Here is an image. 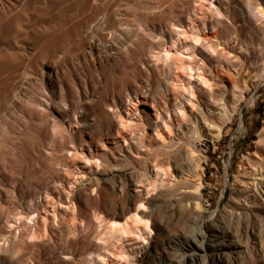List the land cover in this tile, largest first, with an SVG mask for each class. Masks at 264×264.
<instances>
[{
  "label": "bare ground",
  "instance_id": "obj_1",
  "mask_svg": "<svg viewBox=\"0 0 264 264\" xmlns=\"http://www.w3.org/2000/svg\"><path fill=\"white\" fill-rule=\"evenodd\" d=\"M93 1L101 3V6L105 0H0L1 264H44V259H38L29 251L33 253L34 249L50 244L54 247L50 262L63 260L67 264H123V261L124 264H264V129L259 134L258 143L262 144L259 147L263 149L258 156L260 161L248 160L252 162L251 170L244 168L241 177H245L236 178L238 181L231 189L228 204L213 215L204 200V163L201 157L195 156L196 153L201 155L198 143L206 137L203 130L205 124H208V129L212 127L214 130L212 136L215 142L220 141L244 97L241 90H250L252 84L250 86L249 80L243 79L244 83L240 84H244L243 89L241 87L238 92L240 95L232 94L233 101L227 98L224 104L222 101L218 104L215 99H219L216 97L218 93L214 92V97L210 90L212 98L205 100L209 101L205 102L206 105L202 101L208 109V113L206 110L202 112L203 120L196 119L193 113L198 109L193 102L197 100L198 92H208L206 88L215 86L213 83L218 77L215 78L213 68L217 60L220 62L216 65L221 71L231 66L241 70L252 68L249 76L255 74L254 78L258 80L264 77L261 42L257 45L259 49H255L256 45L246 47L244 35L240 34L247 20L248 24L260 17L259 20H264V0L256 1L255 5H251L252 0H248L250 4L244 3V0H233L236 5L231 4L234 7L232 10L229 2L225 4L226 0H188V3L186 0L188 9L182 16L174 12L178 3L182 6L183 0H173V6L177 7H173L171 12L177 18H170L171 14L167 19L166 15L165 24H159L165 15L161 20L159 14L160 22L153 19L158 16L156 9L159 10L161 5L165 8L164 4L171 1L161 0L163 3L159 1V7L153 3L155 12L148 13L153 17L150 19L157 22L150 25L146 16L148 20H142L147 26L140 19L139 26L144 25L140 28L137 27L138 20L132 21L138 17L141 6L136 4L138 0H111L109 10L92 6ZM120 3L122 8L118 9L116 6ZM145 3L147 1L143 5ZM79 4L84 5L86 10L78 11L81 14L85 12L80 21H75L77 17L73 12V17H67L71 11L64 15L67 20L62 21V16L53 19L55 21L48 18L56 9L64 13L68 7ZM152 6L147 11L153 9ZM166 6L169 8L168 4ZM106 7L108 5L103 9ZM77 8H72V11L77 12ZM165 10L159 12L167 14L169 9ZM231 11L237 12V17L242 15L243 20L240 18L239 22L235 18L238 23L233 22V25L230 21V29L234 30H230V36H227L228 23L225 22L231 19ZM178 13H182L181 8ZM224 17L227 18L225 21ZM117 26L123 28L119 35V32H114ZM222 27L227 39L222 35ZM140 34L149 39V44H145L149 48L145 49H150L151 53L145 52L144 40L139 42L143 39ZM138 37L141 39L138 40ZM136 41L143 47H139L138 43L134 46ZM235 61L238 63L235 64ZM260 63H263L262 67ZM119 66L138 72V81L134 86L116 75L115 70ZM108 68L113 69H110L111 74ZM107 69L111 78L113 76L111 81L105 76ZM125 69L122 71L125 72ZM147 76L151 83L146 80ZM121 90L127 95L125 101L120 98ZM221 104L223 106L217 116V107ZM142 105H147V108H142ZM188 106H191L188 109L190 113H187ZM175 117L178 119L177 126L171 123ZM39 127L42 128L39 130ZM175 127L182 131V136L177 135ZM149 129L162 139L163 132H168L171 137L169 145H160L164 150L152 151ZM174 133L177 140L172 138ZM116 134L125 146L117 142L118 154L111 150V157H106L107 160L99 158L100 154L108 156L106 139L114 138ZM31 135H36L39 142H32L28 153L23 155L27 151L21 150V153L17 147V152L16 147L11 145L9 149V144L17 142L22 146ZM186 148L193 152L192 156ZM7 149L17 150L14 158L15 155L16 158L23 155V158L26 154V157L30 155L33 158V165L28 164L31 158L28 163V160L19 161L23 165L27 163L24 167L33 168V175L30 176L40 182L32 184L36 187L24 186V181L31 179L28 174L22 173V169L21 173H15L16 177L12 175L16 169L11 171L7 168L10 164H7L10 158ZM58 150L63 154L60 155L62 161H58V166H62L57 168L60 171L63 168L62 175L70 176L75 169L79 174L77 171L83 170L79 175L80 183H76L78 186L70 180L72 176L51 177V166L45 164L53 161L50 158ZM87 154L91 155L90 159ZM80 156H84V163H88L83 169L76 162ZM82 159H78L80 163ZM92 159L97 163L89 167ZM122 163L130 167L122 168ZM106 164L111 165V169ZM105 167L108 173H102ZM100 168L103 170L99 173ZM9 171L11 177L14 176V179L9 176L10 181ZM39 173L51 178L47 176L50 179L43 182ZM168 177L173 180L167 181ZM108 179L116 182L111 190L114 199H110L108 192H103L102 181ZM92 191L96 192L95 197ZM57 198H60L59 201H56ZM100 199L103 201L101 204ZM85 204L95 210L93 217L87 216V225H97L100 216L106 224H102L105 226L103 233L92 240L87 257L77 251L80 245L78 236L83 227L75 224L68 227L67 233L61 235L60 243L53 237V227L67 211L62 213L61 205L72 209ZM49 205L54 209L50 217ZM114 249L119 250L121 255L117 251L116 254ZM116 256L122 259L115 261Z\"/></svg>",
  "mask_w": 264,
  "mask_h": 264
},
{
  "label": "rangeland",
  "instance_id": "obj_2",
  "mask_svg": "<svg viewBox=\"0 0 264 264\" xmlns=\"http://www.w3.org/2000/svg\"><path fill=\"white\" fill-rule=\"evenodd\" d=\"M105 1H106V3H105ZM104 2H102V5L100 6V4L101 3H96L95 1H93V2H91L92 4V6H95V7H98V8H101L102 10H109V8H111V4H112V1L111 0H105ZM110 1V2H109ZM147 1V3H145V5H143V3L144 2H146ZM146 1H144L143 2V0H138V1H136V4L138 5V6H140V7H143L142 9L139 7V10H138V17H137V19L136 18H134V20H132L133 22L136 20H138L137 21V23H138V26L137 27H141V26H144L143 24L145 23V26H147L146 25V22L147 23H151L150 25H152L154 22H160V17H161V20H162V15H165L164 16V20H162V22H160L159 24H165V20H166V15H167V19H168V17H170L171 16V14L173 13V12H171V10H172V8L174 7L173 5L175 4V3H173L172 1L173 0H171L170 1V3H165L164 4V7L165 8H162L163 7V5H161L162 7H159V5L160 4H162L163 2L162 1H164V0H146ZM149 1V2H148ZM160 1V4L158 5V2ZM168 2L169 0H165L164 2ZM232 2H230V0H226V2H225V4H229L230 3V7H231V10H232V8H234V7H232V6H235L236 4L234 3V1L233 0H231ZM248 1V0H247ZM251 1V0H250ZM250 1H248V3L244 0V3H246V4H250L249 2ZM258 2V0H252L251 1V5H252V3H254V5L256 4L255 2ZM152 2V3H151ZM162 2V3H161ZM173 4H172V3ZM229 2V3H228ZM151 3V4H150ZM153 3H157L156 4V6L158 5V7L160 8H158L159 10H157L156 9V11H158V13H157V18H153V17H150L149 15H148V13H150V12H155V10H154V8L156 7L155 6V4H153ZM182 3V2H181ZM183 3H185V4H183ZM183 3H182V6H181V4L180 3H178L177 4V6L175 5V7H177L178 9H176L175 10V12H174V14L176 13V15L177 16H182V15H185V12H186V10L188 9V5H187V3H188V0H187V3H186V0L184 1L183 0ZM96 4V5H95ZM104 4V5H103ZM108 5V8L106 9V8H104L103 9V7H105L106 5ZM166 4H168V7L169 8H167V6H166ZM231 4H232V6H231ZM234 4V5H233ZM80 5V4H79ZM109 5H110V7H109ZM152 5H154V6H152ZM181 7H180V6ZM184 5V6H183ZM197 5H200V3L198 4L197 3ZM196 5V6H197ZM226 5V7H228ZM82 6H83V8H82ZM100 6V7H99ZM103 6V7H102ZM119 6H121V3L119 4V5H117L116 7L118 8V9H120V8H122V7H119ZM151 6L153 7V9H151L150 11H147L148 10V8L150 7L151 8ZM170 6H172L171 7V9H170ZM78 7V8H77ZM84 5H80V6H72L71 8L70 7H68L67 9V11H65L64 10V13H62L63 12V10H61V9H56V12L55 13H53V14H51V15H49L48 16V18H50L52 21H55V20H57V18H59L58 16H62L63 18H62V21H63V19L64 20H67L68 18H69V16H71L72 15V12H73V15L74 14H76V19H75V21H80V20H82V18L84 17L82 14H84V13H80V12H78L80 9H84ZM174 7V8H175ZM184 7V8H183ZM186 7V8H185ZM199 7V6H198ZM72 8H73V10H75L74 8H77L76 9V11L77 12H75L74 13V11H72ZM117 8H115V9H117ZM180 8H181V14L180 13H178V10L180 11ZM182 8L184 9V10H182ZM70 9V10H69ZM165 9H169V12L167 13V14H165V12H166V10ZM58 10V11H57ZM85 10V9H84ZM143 10V11H142ZM165 10V12L164 13H162V12H159V11H164ZM62 11V12H61ZM68 11H71V14H69L70 12H68ZM81 11V10H80ZM83 11V10H82ZM81 11V12H82ZM86 11V10H85ZM144 11L146 12V14L144 13ZM172 11H174V10H172ZM185 11V12H184ZM59 12V13H58ZM68 12V13H67ZM141 12H142V15H140L141 14ZM171 12V13H170ZM234 13V14H232V13ZM230 13H231V15H232V17H231V15H230V17H231V19L229 20L228 19V22L226 21L225 23H228V24H226V26H227V31L229 32H227V34H226V31H224L225 29L222 27L221 28V31H222V35L224 34H226L227 36H230V35H228V34H230L233 30L232 29H230L232 26H230V23H231V25H233L232 23L233 22H235V23H238V22H236V20L238 21L240 18H241V20H243V17H241L242 15H240L239 17H237L238 16V14L236 15V13L234 12V11H231ZM63 14V15H60V14ZM69 14V15H67V14ZM81 14L82 16H80V15H78L77 16V14ZM179 15H178V14ZM59 14V15H58ZM67 15V17L68 18H66L64 15ZM161 16H160V15ZM174 14H172V16L170 17V18H177V16L175 15V17H174ZM73 15L71 16V17H73ZM87 15V14H86ZM50 16H52V17H50ZM75 16V15H74ZM148 17V19H147V17ZM160 16V17H159ZM235 16V17H234ZM57 17V18H56ZM82 17V18H81ZM159 17V18H158ZM56 18V19H55ZM66 18V19H65ZM79 18V19H78ZM150 18H153V19H156L155 21L153 20V19H150ZM235 18H238V19H236V20H234ZM261 18V17H260ZM260 18H258L257 20H254L255 22L253 23V22H250L249 24L247 23V22H249L248 20H247V22L246 23H244L243 21H242V24L244 23L245 25L243 26V28H242V30L243 29H246V30H243L244 31V33H242L243 31L241 30L240 32V34H242V36L244 35V36H246V37H244L243 36V43H244V45L246 46H249V47H251V46H253V47H255V45H256V47H255V49L257 48V49H259V46H257L260 42H261V44H260V46L262 47V52L264 53V51H263V49H264V20H263V18L261 19V20H259ZM53 19H55V20H53ZM140 19H141V23L143 22V20L142 19H146V20H148V21H146V20H144V21H146V22H143V24L142 25H140L139 26V23H140ZM227 19V18H226ZM225 19V17H224V20L223 21H225L226 20ZM151 20V22H149ZM234 20V21H233ZM241 20H239V22H241ZM263 20V21H262ZM131 21V22H132ZM163 21H164V23H163ZM231 21V22H230ZM259 21V22H258ZM132 22V24H134ZM230 22V23H229ZM258 22V23H257ZM261 22V23H260ZM140 23V24H141ZM260 23V24H259ZM155 24H158V23H155ZM256 24H258V25H256ZM149 25V26H150ZM247 25V26H246ZM121 26H117V27H115V29H114V32H119V33H117L118 35L120 34V33H122L123 32V28L121 27ZM245 27V28H244ZM118 28V29H117ZM226 28V27H225ZM224 29V30H223ZM230 30H232V31H230ZM121 31V32H120ZM224 31V32H223ZM107 34H109V33H106V35ZM110 35V34H109ZM109 35H107V36H109ZM141 35V34H140ZM223 35V37H225L226 39H227V37H226V35L224 36ZM143 36V37H142ZM141 37L143 38V39H141ZM141 37H138V40H140L139 42L141 43V42H143V40L145 41L144 42V49H145V47H146V45L145 44H149L148 43V41H149V39L146 37V36H144V35H141ZM146 39H145V38ZM262 37V38H261ZM229 38V37H228ZM244 38H246V39H244ZM137 40V41H138ZM148 40V41H147ZM245 40H246V42H245ZM260 40H262V41H260ZM135 42V45L134 46H137L136 45V43H138L139 45V47H143L142 46V44H140L139 42ZM150 42V41H149ZM249 42V43H248ZM259 42V43H258ZM249 44V45H248ZM141 45V46H140ZM148 46V45H147ZM246 46V47H247ZM260 47V48H261ZM133 48H135V50H136V47H133ZM146 48H149V46L148 47H146ZM134 50V51H135ZM149 50V51H148ZM251 50H254V49H251ZM137 51V50H136ZM260 51V50H259ZM145 52H149V53H151L152 51L150 50V49H147V51H146V49H145ZM158 52V51H157ZM222 60V59H221ZM219 60H217L216 61V64L218 65L219 64ZM238 62L237 61H235V64H237ZM215 64V66H214V68H213V70H214V76H215V78H217L216 79V82H215V80H214V87L211 89H207L206 87H204V88H206L205 89V91L206 90H208V92L210 91V90H212L213 91V93H212V91H210L212 94V96H214V92H215V94L217 95V93H218V96H216V97H219V99H220V101H219V99L218 98H215V99H217L218 100V104H220V103H222V104H224V101H227V98H230V99H228V100H230V101H233L232 99V94H234V95H240L238 92L241 90V89H243V86H244V84H243V86H241L242 85V83H244L243 82V79L245 80V79H247V80H249L248 82L250 83V86H251V84H252V86H251V88H250V90H241V92L243 93H241V95H243L244 97L242 98V101H240V103L238 104V106H237V108L235 109V112H234V114H233V116H232V118H231V120H230V122L227 124V126H226V128H225V134H224V137L220 140V141H218V142H215V140L213 139V136H214V130H212V127L210 128V129H208V124L206 123L205 124V126H204V133H206V134H204L206 137H204L203 138V140H201L202 142H199L198 143V146L201 148V155H198V153H196V155L195 156H197V157H201V159H202V163H204V167H205V169H204V177H205V181H204V200H206V208H210L211 209V214L213 215L214 213H218L219 211H221L222 209H224L225 207H226V205L228 204V202H229V200H230V197H231V189H232V187H233V185L234 184H236L237 182L236 181H238V179L236 180V178H244V177H241V176H243L244 175V173L243 172H245V169L246 170H251V168H252V165H251V163L252 162H254V161H260V157H258V156H261V153L260 152H262L261 150H263L261 147H259L260 145H262V144H260V143H258L259 141H260V132L264 129V77L261 79V80H258L257 78H254L255 76V74H253V75H251V76H249V73H251L252 72V68H247V69H245V70H241L239 67H235L234 66V68L232 69V66L230 67V68H228L227 67V70H225V71H221L222 69L219 67V66H217ZM262 64L263 63H260L259 64V66L261 65V67H262ZM121 67H122V65H120ZM120 66L119 67H117V70H115V72H117V74L116 75H120V76H118V77H120L122 80H124L127 84H130L131 86H134V83L136 82V81H138V72H135L134 70H128V68L127 67H125V66H123V67H125V68H127V69H125V68H123V69H125L124 71L125 72H123L122 70V68H120ZM110 67H113L111 64H110ZM118 68H120L121 69V71H120V69H118ZM220 68V69H219ZM239 70H238V69ZM109 69V68H108ZM108 69H107V72H105V76H107V78H108V80L109 81H111L112 79H113V76H112V78H111V76L109 75V73L111 74V70H113V69H109V73H108ZM232 69V70H231ZM130 71V72H128V71ZM224 70V69H223ZM236 70V71H235ZM241 70V71H240ZM119 71V72H118ZM259 71V70H258ZM127 72V73H126ZM108 75H107V74ZM121 73H124V74H122L121 75ZM256 73V72H255ZM259 73V72H258ZM128 76V78H126ZM129 76L131 77V78H129ZM149 76V75H148ZM146 77V80L148 81V82H150L151 83V79H152V74L150 75L151 76V79H149V77ZM123 77H125V78H123ZM250 78V79H249ZM252 78V79H251ZM253 78H254V80H253ZM127 79V80H126ZM130 79V80H129ZM222 80V82H221V80ZM150 80V81H149ZM242 81V82H241ZM260 81V82H259ZM131 82V83H130ZM216 83V84H215ZM220 83H224L223 85L222 84H220ZM249 83H248V85H249ZM137 84V83H136ZM135 84V85H136ZM220 84V85H219ZM241 84V85H240ZM254 84V85H253ZM236 86V87H235ZM218 87V88H217ZM225 87H226V89H225ZM242 87V88H241ZM209 88V87H208ZM223 88H224V90H223ZM234 88H236V89H234ZM241 88V89H240ZM234 89V90H233ZM237 89H239V90H237ZM225 93V95H224V93ZM244 91V92H243ZM207 91L206 92H203V91H200V92H198V97H197V100H195L194 99V101L193 102H195V105L197 106V110H195V111H193V113H194V116L196 117V119H200V120H203V116H202V112L204 111V110H206L207 111V113H208V109H205V105H206V103L205 102H209V101H205V100H209L210 98H212L211 97V95H210V92L208 93ZM233 92H235V93H233ZM124 95H123V94ZM202 93V94H201ZM206 93V94H205ZM209 95H208V94ZM221 93V94H220ZM122 94V95H121ZM208 95V96H207ZM221 95H223L222 97H225L226 99H224V98H222V97H220ZM123 96V97H122ZM126 96V97H125ZM200 96V97H199ZM210 96V97H209ZM214 96V97H215ZM230 96V97H229ZM205 97V99H203ZM120 98L123 100V101H125L126 99L125 98H127V95H126V93H125V91L123 90H121V92H120ZM199 98V99H198ZM202 98V100H200ZM209 98V99H208ZM222 98V99H221ZM232 98V99H231ZM224 99V100H223ZM244 99V100H243ZM205 103V105H204V103ZM222 101V102H221ZM76 102V101H75ZM203 103V104H202ZM200 104V105H199ZM218 105V107H217V111H216V114H217V116H219V113H220V111H221V108H222V106L223 105ZM201 106V107H200ZM142 108H147V105L145 106V105H142ZM203 110H202V109ZM188 109H191V106L189 107H187V113H190L189 112V110ZM200 109V110H199ZM200 112V114H199V112ZM2 115V114H1ZM202 116V117H201ZM2 117V116H1ZM0 117V118H1ZM173 117H174V115H173ZM202 118V119H201ZM176 117L175 118H173L172 119V121H171V123L174 125V126H177V121H178V119H176ZM180 119H182V118H180ZM169 120V119H168ZM175 120V121H174ZM182 122H183V120H181ZM42 127H39V130L41 129ZM176 128V127H175ZM174 128V129H175ZM211 130V131H210ZM176 131H178L177 130V128H176ZM176 131H175V133H176ZM213 131V132H212ZM166 132V131H165ZM208 132V133H207ZM174 133V136L176 135ZM203 133V132H202ZM165 134V135H164ZM179 134H181V136L183 135L182 134V131H178V133H177V135H179ZM212 134H213V136H212ZM156 135L158 136V134H156V132H154L153 130H151V129H149V131H148V136H150L149 138L151 139V149H153L152 151L153 152H156V151H158L159 150V148H161V146L160 145H165V144H168L169 145V138H171V137H169V135H168V132H166V133H164L163 132V139L159 136V138L161 139V142H163V141H165V143L163 142V143H161L160 142V139L158 138V137H156ZM118 135L116 134V137H114V138H109V139H106V147L108 148V149H105V151H106V154H108V156H105V155H99V158L100 157H102V159H106V157H111V155H110V153H111V150H113V151H116V153H117V151H118V149H119V146H118V144H117V142H119L120 143V145L122 144V145H124L125 146V143H123V140L122 139H120V138H118L117 137ZM167 136V137H166ZM172 137L173 139L175 138H178L177 136H175V137ZM152 137V138H151ZM117 138V139H116ZM156 138V139H155ZM35 139V141H32V140H34ZM110 139H111V141H110ZM116 139V140H115ZM150 139L148 140V141H150ZM158 139V140H157ZM163 140V141H162ZM177 140V139H176ZM36 141L37 142H39V139L37 138V136L36 135H31L23 144H22V146L24 145V144H26V146L24 145V148H26V149H24V148H22V146L19 144V142H17V143H14V144H9L8 146H9V149L11 150V146H13L14 148L16 147V149H17V147H19L18 149H20V152H21V150L24 152V151H27V152H24V153H22L23 155L25 154V153H28V150L29 149H31V145H32V142H33V144H35L36 143ZM147 141V142H148ZM10 142V141H9ZM35 142V143H34ZM27 143H30V144H28L30 147H28L27 148ZM115 143V144H114ZM149 143V142H148ZM11 145V146H10ZM14 145H16V146H14ZM18 145H20V146H18ZM60 146L61 145H59L58 147H59V149H60ZM165 146H167V145H165ZM156 147H158V148H156ZM260 149H259V148ZM263 147H264V144H263ZM155 148V149H154ZM12 150V151H8V149H7V155H8V157L10 156V158H8V162H7V164L8 163H10L8 166H7V164H6V166H7V168L9 169V170H13V168L14 169H16L15 171H12V173H14V174H12L11 173V171H9L10 173H8V177L10 176L11 177V175L10 174H12V175H14L15 176V173H21V171H20V169H22V173L23 174H28L29 176H30V174L31 175H33V168H30L31 166H25V167H28V169L27 168H25L24 167V165L25 164H27L30 160H32L33 158L30 156V155H28V157H26V155H25V157H21V156H23V155H18V157L19 158H16V155H15V158H14V154H16L17 152H19V150L17 151V150ZM158 149V150H157ZM162 150H164V149H162L161 148V151ZM189 148H186V151H188L189 152ZM260 150V151H259ZM17 151V152H16ZM9 152V153H8ZM13 152V153H12ZM16 152V153H15ZM61 152V150L59 151H57V154H53L54 156L53 157H51L50 158V160H52L53 159V161H48V163L50 162V164H45V165H50L51 166V168H50V171H51V173H50V175H51V177L52 176H55V177H57V175H59V176H61L63 173H62V170H63V168L61 167V171L59 170L60 168V166H62V165H60V166H58L60 163V161H62V160H60V159H62L61 157H60V155L62 154V153H60ZM258 152H259V155H258ZM263 152H264V150H263ZM20 153V154H21ZM190 155L192 156L193 155V152H191V150H190ZM10 154V155H9ZM11 154H12V156H11ZM118 154V153H117ZM63 155V154H62ZM88 155V154H87ZM86 155V156H87ZM91 155H88V158L90 159L91 157H90ZM96 156V155H95ZM64 157V156H63ZM84 156H80L79 158H83ZM105 157V158H104ZM28 158V159H27ZM31 158V159H30ZM59 158V159H58ZM78 158V159H79ZM19 159H20V161H23V160H28L27 161V163L25 162V164L23 165V164H21V163H23V162H20L19 161ZM22 159V160H21ZM30 159V160H29ZM64 159V158H63ZM77 159V164L80 166V167H82V169L83 168H85L86 166H88V163H84V160L85 159H82L83 160V162H81L80 163V161L81 160H78ZM9 160H10V162H9ZM60 160V161H59ZM107 160V159H106ZM248 160H252V162L251 161H249L248 162ZM56 161V162H55ZM59 161V162H58ZM64 161V160H63ZM78 161H79V163H78ZM96 161V160H95ZM20 162V163H19ZM43 162V161H42ZM41 162V163H42ZM52 162V163H51ZM54 162V163H53ZM17 163H19L20 165H21V167H22V165H23V167L26 169H23V167L21 168H19V164L17 165ZM45 163V162H44ZM59 163V164H58ZM82 163H83V165H82ZM96 163H97V161H96ZM96 163H94V160L92 159L91 161H90V163H89V167L92 165V164H96ZM28 164H30V165H33V160L32 161H30ZM43 164V163H42ZM53 164V165H52ZM61 164H64V162H61ZM254 164V163H253ZM44 165V164H43ZM85 165V166H84ZM128 165V164H127ZM12 166V167H11ZM49 166V167H50ZM58 166V167H57ZM106 166H107V168L108 169H111L110 168V166L111 165H109V164H106ZM109 166V167H108ZM122 166H124V167H122ZM122 168H126L127 169V167H130V166H126V163H122ZM56 167V168H55ZM96 167L97 166H95L94 167V169L95 170H97L96 169ZM57 168H59V169H57ZM106 167H105V170H103V168H100L98 171H99V173H100V171H102V173H104V171H106L107 172V169ZM245 168V169H244ZM17 169H18V171H17ZM29 169H31V170H29ZM57 169V170H56ZM76 170L77 169H75L74 170V172L75 173H71V175L70 176H72V179H70L73 183H75L74 185H76V183H80V182H78V181H80V179L81 178H79V175H80V173H82V171L83 170H78L77 171V173L79 172V174H76ZM20 171V172H19ZM28 173H27V172ZM32 171V172H31ZM55 171H58V172H55ZM109 171V170H108ZM30 172V173H29ZM105 172V173H106ZM62 173V174H61ZM95 173V172H94ZM108 173V172H107ZM41 174H43L44 175V173H39V177H41V176H43V175H41ZM47 173H45V175H46ZM54 174V175H53ZM41 175V176H40ZM65 175H67V174H65ZM65 175H62V176H65ZM77 177H76V176ZM239 175V176H238ZM14 176H12L11 178L12 179H14L13 177ZM50 177L49 175H46L44 178L43 177H41V179H42V181L43 182H46L47 180H49L50 178H48V177ZM58 176V177H59ZM69 175H67V177H70ZM7 177V178H8ZM9 177V180L8 181H10L11 180V178ZM16 177V176H15ZM75 177V178H74ZM71 178V177H70ZM74 178V179H73ZM164 178H166V177H164ZM170 177H168L166 180L167 181H169V180H173V179H169ZM30 179H31V181H28V180H26V181H24L25 182V187H28L27 185L29 184V187H36V186H34V185H32L33 183H36L35 185H38L40 182L38 181V180H35V179H33L31 176H30ZM32 179L34 180V181H32ZM69 179V178H68ZM78 179V180H77ZM86 179V178H85ZM73 180H76L75 182L73 181ZM109 181H102V188H104V190H103V192H104V194H107L106 192H108V194L107 195H109L110 196V199H114L115 198V196L114 195H112L113 193H111V190L113 189L112 188V186L114 185L115 186V181H114V179H113V181H112V179H108ZM23 182V183H24ZM26 182H30V183H27L26 184ZM115 182V183H114ZM106 185V186H105ZM76 186H78V184L76 185ZM113 186V187H114ZM108 187H110V188H108ZM107 189V190H106ZM110 192V193H109ZM113 192V191H112ZM56 194H57V192H56ZM92 195H94L93 197H95L96 196V192L95 193H93V191H92ZM59 199L60 198H57V200L56 201H59ZM100 201V202H99ZM98 202H99V204H101V203H103V201L100 199ZM58 203L56 202V205H57ZM52 205V204H51ZM55 206V205H54ZM59 205H57V207H58ZM52 207V206H51ZM50 207V205L49 206H47V208L50 210V214L48 213V216L50 217V216H52L53 215V211H54V209H53V207L51 208ZM75 207H77V206H75ZM88 207H91V205H89L88 206V204H85L84 206H80V208H72V209H68V208H65V206L64 205H61V211H62V213H65V210L67 209V211H66V213L63 215H61L60 216V218H59V220H57L58 222L60 221L61 222V224H60V222L58 223V224H56V226H54L53 227V231H54V234H53V237L55 238V240H57L58 241V243H60L61 242V235L63 234V233H67V228L68 227H73V226H81V227H83L82 228V230H81V232H80V235L78 236V237H80L79 239H78V241H79V244L80 245H78L77 246V251H79V253L81 254V255H84V256H86L87 257V253H89V251H91V247H92V242L95 240V237L96 236H98V235H100V233L102 234L103 233V231H104V229H105V226L104 225H106L105 224V222H103L104 220H102L101 221V219H103L102 218V216H100V218L101 219H97V225H98V228H96L97 227V225H95V226H89V225H87L86 223H87V216H92L93 217V215L95 214V210L93 211L92 210V208L90 209V208H88ZM90 209V210H89ZM53 210V211H52ZM64 210V211H63ZM71 210V211H70ZM76 210V211H75ZM85 211V212H84ZM90 211V212H89ZM85 213V214H84ZM92 213V214H91ZM94 213V214H93ZM79 214V215H78ZM44 216H45V214H43ZM73 215V216H72ZM82 215V216H81ZM61 217H62V219H61ZM64 217H65V220H64ZM68 218V219H67ZM76 220H75V219ZM95 219V218H94ZM63 221H65V222H63ZM70 221V222H69ZM98 221H99V223H98ZM63 222V223H62ZM65 223L68 225H65ZM71 223V224H70ZM81 223V224H80ZM104 223V225H102ZM75 224V225H74ZM96 224V223H95ZM58 225H60L59 227H58ZM64 225V226H63ZM94 227V228H93ZM59 228V229H58ZM85 229H86V231H85ZM66 230V231H65ZM84 230V231H83ZM103 230V231H102ZM96 231H98V232H96ZM71 237H72V235H70ZM92 236H93V238L94 239H92ZM77 237V236H76ZM77 237V238H78ZM73 238V237H72ZM74 238H75V236H74ZM84 238V239H83ZM245 239V238H244ZM93 240V241H92ZM245 242H246V239L244 240ZM81 242V243H80ZM247 243V242H246ZM79 247V248H78ZM54 247H53V244H50V245H46V246H42V247H38V248H36V249H34L33 250V253H32V251H29L31 254H33L34 256H36L38 259H39V257L41 258V260H43V262H44V264H67V262L66 261H63V260H56L55 262H50V259H51V252L52 251H54V249H53ZM40 249V250H39ZM37 251V252H36ZM114 251H115V253L117 254V252L119 251V250H117V249H114ZM117 251V252H116ZM119 253H121V252H118V255L120 256L121 254H119ZM87 254V255H86ZM119 256H116L115 257V261H117L118 259L117 258H121V257H119ZM122 259V258H121ZM121 259H119V260H121ZM49 260V261H48ZM119 262V261H118ZM121 262V261H120ZM0 264H1V262H0ZM83 264H85V263H83ZM123 264H124V261H123Z\"/></svg>",
  "mask_w": 264,
  "mask_h": 264
}]
</instances>
